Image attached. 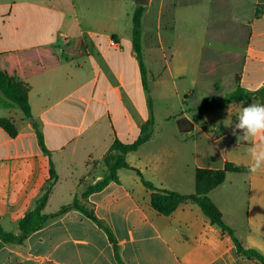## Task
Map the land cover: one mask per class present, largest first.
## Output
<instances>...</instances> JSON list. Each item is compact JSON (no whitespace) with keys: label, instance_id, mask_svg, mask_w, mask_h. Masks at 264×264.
<instances>
[{"label":"crops","instance_id":"crops-1","mask_svg":"<svg viewBox=\"0 0 264 264\" xmlns=\"http://www.w3.org/2000/svg\"><path fill=\"white\" fill-rule=\"evenodd\" d=\"M136 7L135 0H0V54L12 66L38 72L28 79L30 117L0 92V120L10 119L18 130L11 138L0 128L6 232H18L43 194L51 163L58 180L45 214L103 178L102 159L116 140L133 144L149 135L128 163L155 187L181 194L195 192L197 169L248 167L250 143L217 130L210 114L220 110L198 109L238 86L264 87V14L256 16L264 0H149L142 17L146 85L133 44ZM80 38L86 52L64 54ZM174 94L179 104L157 113V101ZM252 103L262 104L235 101L222 110L234 118ZM118 176L89 201L111 228L125 264H262L240 256L197 204L162 215L136 171L122 169ZM210 197L241 244L264 255V171L228 173ZM27 244L26 250L2 247L0 264H118L107 233L77 210L31 234Z\"/></svg>","mask_w":264,"mask_h":264},{"label":"trees","instance_id":"trees-1","mask_svg":"<svg viewBox=\"0 0 264 264\" xmlns=\"http://www.w3.org/2000/svg\"><path fill=\"white\" fill-rule=\"evenodd\" d=\"M144 11V6H137L134 12L133 44L138 54L146 85L145 80L147 71L142 53V17ZM263 14V8L259 7L257 9L256 16L260 17ZM86 48L87 46L84 40L80 38L70 42L64 48L63 52L67 55L80 56L86 52ZM37 73L38 72H30L25 68L12 66L5 60L3 54H0V92L16 104L26 117L31 116V105L29 99L30 86L28 79ZM235 101H260L264 104V87L256 92H250L241 86H238L234 91L226 94L220 100H206L198 111L205 112L212 109L222 110L227 107L229 103ZM179 126L181 129V121L179 122ZM0 128H2L11 138H16L18 135V130L10 119H1ZM144 130H146V128H144ZM37 134L40 146L44 151H47L42 134L39 131ZM149 138V135H145L140 137L133 144H124L120 140H116L102 159L104 173L103 178L95 184L88 185L81 194H78L75 197L71 204L63 206L58 212L45 214L43 211L48 203L53 187L58 180L54 164L51 163L50 178L43 194L36 201L34 207L19 221L18 232H6L0 225V249L4 246H11L21 250H26L28 245L27 241L31 234L61 218L69 211L77 210L83 213L87 218L94 221L107 233L109 240L113 245L115 258L118 264H125L121 256L120 246L118 245L111 228L97 217L94 206L89 201V197L91 194L105 189L111 182L118 183L119 171L122 169H129L136 171L144 186L152 191V206L160 214L170 216L182 205L193 202L202 209L203 213L209 218L212 225L220 228L224 235H227L232 239L240 256L256 259L264 264V255L256 249L245 248L241 244L235 235L234 229L225 223L222 212L210 197V193L226 181L228 173L249 174L248 167L227 163L225 168L222 170L197 169L195 173L196 188L195 192L192 194H181L174 191L162 190L146 180L143 174L138 169L132 168L127 161V155L137 151L141 145L149 140ZM98 164L99 162L91 163L93 168H95Z\"/></svg>","mask_w":264,"mask_h":264},{"label":"clouds","instance_id":"clouds-1","mask_svg":"<svg viewBox=\"0 0 264 264\" xmlns=\"http://www.w3.org/2000/svg\"><path fill=\"white\" fill-rule=\"evenodd\" d=\"M232 134L237 137V142L250 143L247 149L249 173L264 171V104L241 107Z\"/></svg>","mask_w":264,"mask_h":264},{"label":"rangeland","instance_id":"rangeland-1","mask_svg":"<svg viewBox=\"0 0 264 264\" xmlns=\"http://www.w3.org/2000/svg\"><path fill=\"white\" fill-rule=\"evenodd\" d=\"M240 67H241L240 64H236L233 68L235 69V71H238L240 69ZM224 83H225V80H224ZM227 83H229V81L226 82L225 85H227ZM197 93H198V95L196 96L197 98L200 97V98L204 99V96L202 95L203 93H201L199 91ZM167 104H169L170 107H172L174 105H178L179 102H178L177 96L174 94V95H171L168 100L164 101V99H163V101H157V104H156L157 113H159L160 107H164ZM210 115H211V119H213L215 121L214 123L217 126L218 131L227 130V131L232 133L233 127H234V126H232V121H233V119H235L237 121V117L233 118L228 110L214 111ZM210 128L214 129L212 126H210Z\"/></svg>","mask_w":264,"mask_h":264},{"label":"water","instance_id":"water-1","mask_svg":"<svg viewBox=\"0 0 264 264\" xmlns=\"http://www.w3.org/2000/svg\"><path fill=\"white\" fill-rule=\"evenodd\" d=\"M149 3V0H135V4L137 6H146L148 5Z\"/></svg>","mask_w":264,"mask_h":264}]
</instances>
